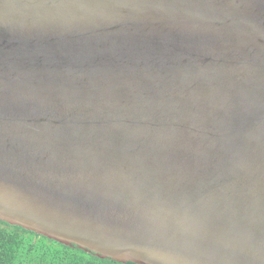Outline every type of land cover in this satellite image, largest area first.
<instances>
[{
  "label": "water",
  "instance_id": "water-1",
  "mask_svg": "<svg viewBox=\"0 0 264 264\" xmlns=\"http://www.w3.org/2000/svg\"><path fill=\"white\" fill-rule=\"evenodd\" d=\"M0 220L264 264V0H0Z\"/></svg>",
  "mask_w": 264,
  "mask_h": 264
},
{
  "label": "trees",
  "instance_id": "trees-1",
  "mask_svg": "<svg viewBox=\"0 0 264 264\" xmlns=\"http://www.w3.org/2000/svg\"><path fill=\"white\" fill-rule=\"evenodd\" d=\"M26 234L40 237L62 248L57 250L58 253H51L47 248H43L35 258L36 264H136L133 262L122 263L111 258H101L93 252L83 250L76 245L59 243L34 231L2 220H0V264H15V261L19 258V247L24 243V235ZM21 264H30V262L22 261ZM31 264H34V262H31Z\"/></svg>",
  "mask_w": 264,
  "mask_h": 264
},
{
  "label": "rangeland",
  "instance_id": "rangeland-1",
  "mask_svg": "<svg viewBox=\"0 0 264 264\" xmlns=\"http://www.w3.org/2000/svg\"><path fill=\"white\" fill-rule=\"evenodd\" d=\"M25 239H24V243L20 245V251H19V258L15 261V264H21L22 261L25 262H34L35 263V258L37 257V255L39 254L40 251L43 250V248H47L48 251H50L51 253H58L57 250H61L62 248L57 245L54 244L50 241H47L45 239H42L40 237L37 236H33L31 235H24ZM32 245V246H31ZM27 257H23L25 255Z\"/></svg>",
  "mask_w": 264,
  "mask_h": 264
}]
</instances>
